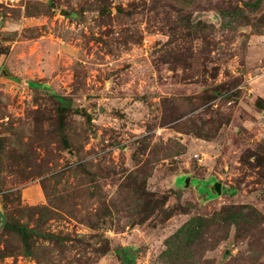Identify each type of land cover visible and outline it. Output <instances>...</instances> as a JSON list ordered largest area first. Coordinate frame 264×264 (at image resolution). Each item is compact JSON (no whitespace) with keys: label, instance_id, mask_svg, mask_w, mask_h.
<instances>
[{"label":"rangeland","instance_id":"374dc122","mask_svg":"<svg viewBox=\"0 0 264 264\" xmlns=\"http://www.w3.org/2000/svg\"><path fill=\"white\" fill-rule=\"evenodd\" d=\"M0 264H264V0H0Z\"/></svg>","mask_w":264,"mask_h":264},{"label":"water","instance_id":"95a60500","mask_svg":"<svg viewBox=\"0 0 264 264\" xmlns=\"http://www.w3.org/2000/svg\"><path fill=\"white\" fill-rule=\"evenodd\" d=\"M133 253H132V251H129V255H132Z\"/></svg>","mask_w":264,"mask_h":264}]
</instances>
